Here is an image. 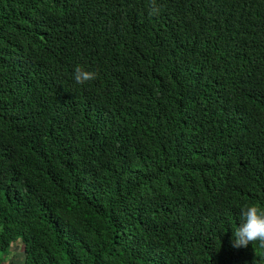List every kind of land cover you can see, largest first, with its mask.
<instances>
[{
  "label": "trees",
  "instance_id": "obj_1",
  "mask_svg": "<svg viewBox=\"0 0 264 264\" xmlns=\"http://www.w3.org/2000/svg\"><path fill=\"white\" fill-rule=\"evenodd\" d=\"M155 4L0 0V264H264V0Z\"/></svg>",
  "mask_w": 264,
  "mask_h": 264
},
{
  "label": "clouds",
  "instance_id": "obj_2",
  "mask_svg": "<svg viewBox=\"0 0 264 264\" xmlns=\"http://www.w3.org/2000/svg\"><path fill=\"white\" fill-rule=\"evenodd\" d=\"M160 9L152 0V8L150 14L157 15ZM96 73L86 71L77 66L74 69V80L77 84H84L96 78ZM240 216L242 222L235 228L232 233L233 247H247L249 244L257 245L259 249H264V210L256 204L244 205L240 209ZM255 251V250H254ZM255 255H264V253H257Z\"/></svg>",
  "mask_w": 264,
  "mask_h": 264
},
{
  "label": "rangeland",
  "instance_id": "obj_3",
  "mask_svg": "<svg viewBox=\"0 0 264 264\" xmlns=\"http://www.w3.org/2000/svg\"><path fill=\"white\" fill-rule=\"evenodd\" d=\"M19 243V244H17ZM17 246H11L9 248V255L6 257L5 264H23L24 262V254L22 249V244L17 242Z\"/></svg>",
  "mask_w": 264,
  "mask_h": 264
}]
</instances>
